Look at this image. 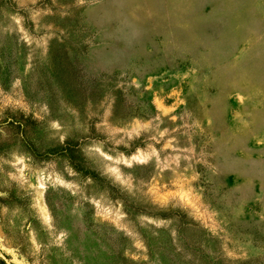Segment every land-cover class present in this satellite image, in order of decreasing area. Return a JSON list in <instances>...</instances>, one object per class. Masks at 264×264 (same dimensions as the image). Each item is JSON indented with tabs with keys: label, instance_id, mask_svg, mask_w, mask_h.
<instances>
[{
	"label": "rangeland",
	"instance_id": "374dc122",
	"mask_svg": "<svg viewBox=\"0 0 264 264\" xmlns=\"http://www.w3.org/2000/svg\"><path fill=\"white\" fill-rule=\"evenodd\" d=\"M2 264H264V0H0Z\"/></svg>",
	"mask_w": 264,
	"mask_h": 264
},
{
	"label": "trees",
	"instance_id": "16d2710c",
	"mask_svg": "<svg viewBox=\"0 0 264 264\" xmlns=\"http://www.w3.org/2000/svg\"><path fill=\"white\" fill-rule=\"evenodd\" d=\"M2 262H3V260H2V258H0V264H2Z\"/></svg>",
	"mask_w": 264,
	"mask_h": 264
}]
</instances>
